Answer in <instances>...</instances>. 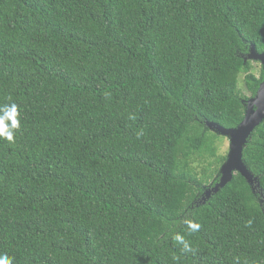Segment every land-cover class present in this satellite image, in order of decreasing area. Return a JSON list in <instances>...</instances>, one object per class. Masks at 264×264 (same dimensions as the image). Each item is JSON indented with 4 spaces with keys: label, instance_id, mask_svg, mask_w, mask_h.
<instances>
[{
    "label": "trees",
    "instance_id": "trees-1",
    "mask_svg": "<svg viewBox=\"0 0 264 264\" xmlns=\"http://www.w3.org/2000/svg\"><path fill=\"white\" fill-rule=\"evenodd\" d=\"M251 47L264 0H0V110L19 120L0 137V260L264 264V121L242 152L257 184L210 192L211 129L264 79Z\"/></svg>",
    "mask_w": 264,
    "mask_h": 264
},
{
    "label": "water",
    "instance_id": "water-1",
    "mask_svg": "<svg viewBox=\"0 0 264 264\" xmlns=\"http://www.w3.org/2000/svg\"><path fill=\"white\" fill-rule=\"evenodd\" d=\"M247 59L251 62L260 63L264 71V53L257 54L254 48L251 47ZM245 107L244 119L235 129H223L219 126H215L211 129L220 136L228 137L230 140V147L226 161L219 170V181L210 192L216 193L219 189L224 188L231 181L234 174L241 175L252 188L254 183L257 184V178L249 172L242 161V152L249 142L254 130L264 121V79L255 97L249 99Z\"/></svg>",
    "mask_w": 264,
    "mask_h": 264
},
{
    "label": "rangeland",
    "instance_id": "rangeland-1",
    "mask_svg": "<svg viewBox=\"0 0 264 264\" xmlns=\"http://www.w3.org/2000/svg\"><path fill=\"white\" fill-rule=\"evenodd\" d=\"M252 67H253V72L256 75H259L260 69H261V64L258 62H253ZM239 88L243 91V95H245L246 97H249V94L246 93V91L244 90L243 76H241L239 79ZM218 136H219V138L217 139V141L215 143V148L217 149V153L219 155L226 156L229 153L230 140L228 137L220 136V135H218ZM209 162H211V161H209V158H207V157H205L201 160H199L196 157L192 166H193L195 172H197L201 176L202 170L207 167V164Z\"/></svg>",
    "mask_w": 264,
    "mask_h": 264
},
{
    "label": "clouds",
    "instance_id": "clouds-1",
    "mask_svg": "<svg viewBox=\"0 0 264 264\" xmlns=\"http://www.w3.org/2000/svg\"><path fill=\"white\" fill-rule=\"evenodd\" d=\"M0 137H3L7 141H12L14 136V131L19 128V120L16 119L17 109L13 104L10 107H5L0 110ZM198 225H192V228H197ZM0 264H4L3 260H0Z\"/></svg>",
    "mask_w": 264,
    "mask_h": 264
}]
</instances>
